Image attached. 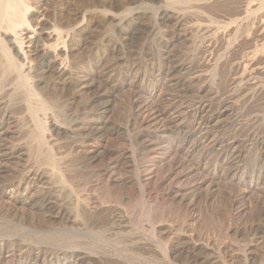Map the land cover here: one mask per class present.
Returning <instances> with one entry per match:
<instances>
[{
    "label": "rangeland",
    "instance_id": "1",
    "mask_svg": "<svg viewBox=\"0 0 264 264\" xmlns=\"http://www.w3.org/2000/svg\"><path fill=\"white\" fill-rule=\"evenodd\" d=\"M84 2L85 1L82 0L83 4ZM54 4L56 6H59V3L57 1H55ZM53 8L54 7L52 6L49 7V10L48 8L46 9L43 8L44 10L42 11V14L47 13L49 15L51 14L50 12H48L50 10L53 13L54 12L52 10ZM224 11L225 10H223L222 12L221 10V11H218V13L222 12L221 14L224 13L223 15H226V16L230 14L229 13L230 11L228 12V14L227 12H224ZM136 15L137 14H135L134 18L130 17L129 20L126 21L125 24L127 25H124V28H127V29L131 28L129 33L126 35H120L116 31H112L113 28L109 27L107 24L105 26L104 23L100 21L99 17L96 19V22L94 23L92 27L84 31L82 37L85 39L84 40L85 42L82 45V49L80 50V55H79V57L82 59V70H83L82 78L84 79V83H83L84 88H82V96L79 97L76 102H74L73 104L67 102L69 99L68 97H70V94L72 93L73 90L62 88L60 84L56 82L48 83V89L46 90L47 92H51V95L55 97V100H56L54 101L56 102L54 103V105L56 106L55 109L56 110L58 109L60 111V113L59 111H56L59 114L57 113L55 114L58 115V118L61 116H65V118L62 117L65 120H66V117L67 118L72 117V119H69V120L67 119L65 121L66 123H69V125L75 124L74 122H72L73 120L76 122H79L80 120H88V118L89 119L91 118V114L100 115L99 116L100 118L94 119L95 121L90 123L91 125L89 124V126H86L89 129L87 128L84 129L85 126H83L84 128L82 127V130L81 129L79 130V127H78V130L76 128L74 133H72L70 136L69 134L67 135L61 132L59 133L60 135L59 134L51 135L52 133H50V130L48 131L45 130V132L46 131L47 132L46 133L44 132V135H45L44 137H48L51 142L45 141L48 138H43V140H40L41 138L38 139V137H31V136H35L34 133L35 132L37 133L38 128L36 127L37 129L34 130L35 125L33 124L34 122L32 121V120H35L36 115L31 112L29 114V111L27 112L26 102H24V99H23L24 89L23 87L20 88L19 86L16 87V85L19 82L18 83L16 82L17 78L15 79L16 77L15 72L0 70V74L4 75V76L0 75L1 78L4 77L3 78L4 80L2 79L3 81L0 79V99L4 104L7 101V104L5 105L12 104V106H10L11 111H12L11 113L13 114V112H15L13 116L17 118L19 117L20 118L19 121L21 123L19 124V126H15L13 128L9 124L5 125L4 127L6 129H9V130L12 129L13 131L10 130L11 134H8L7 136H4V137L0 136V141L2 139L3 141V142L1 141L2 143H5L7 145L9 144L8 146H12V147L22 145L21 146L22 148L25 147L22 152H27L28 154V155L26 154L25 156H23L22 154V155H19L18 157H14L12 159L7 160V162L3 161L0 163L1 165L0 166V193L1 191H4V190L7 191L6 192L7 194L3 195L2 197L0 194V209H1L0 210V223H1L0 224V236H3V237H0V241H5L2 239H5L6 237H8V235H9L8 238L15 239V237H17L15 240L22 241L24 240L23 237H20V236L18 237L17 235L12 236L13 231H15L16 226L18 227L19 225L20 226L23 225L24 228L26 227L32 228V226H36L35 225L37 223V222L35 223L36 220L44 218V217L48 218V216H51L52 214H54L53 212H55L58 208L55 206L56 205L55 200L50 197L59 196L60 198H62L60 200H62L63 202L59 201L57 204L62 203L63 205H60V204L59 205L63 207L64 209H67L68 211L71 208L70 209L71 212L75 214L74 213L75 211L72 209V207H74L73 199L76 198L77 196L84 198L85 192L83 191V189L87 188L90 193H92L94 196L97 197V199H99V201L101 200L103 205L104 204L106 205L110 204V205H107V206L105 205L104 207H102L99 210V212L95 214L94 218L91 221L85 220L86 222V224L84 225L85 227L80 226L84 231L81 230V232L79 231L77 233H74L75 234V235L73 234L74 237L71 233L66 232L67 236L63 240H65L66 242H71V244L76 243V241H78L79 243H76L78 245V247L76 245L77 250L75 246H74L75 249L61 247L62 249H66V250H63L65 252H70V251L73 252L76 250L75 253H82V249H83L84 251L91 252L90 253L91 255L94 254V256H98V257L93 256L90 260L86 261L87 264H111L112 262L108 261V258L106 256L107 254H109L107 253L109 251L110 252L113 251V253H116L118 255L116 256L119 258V260H117L118 258L116 259V256L113 255L115 256L114 264H126V262H129L127 264H133L130 261H127L126 260L127 258H135V261H136L135 264H146L145 262H147L148 260H152V259H155V262L151 264H166L167 262H164L161 259V257L159 258V256H161L160 253L165 249V244L163 243H165V241L167 240L166 241L167 243L177 244L176 238L178 237L180 238L181 235L182 237H184L183 235H185V237H188V238L191 237L193 238L192 240L195 239L194 241L199 242V243L201 242L207 243V244H204L207 246V250H206V252L208 253L207 255L208 256H219L220 255L222 256V258L225 255L227 256L228 254H231L234 250H235L234 251L235 253L237 254L239 253L238 255H243L246 242L248 241L253 242L252 244H255L254 248L256 246L255 248L256 251L254 252L255 254L257 253L256 256L258 257V258L255 257V264H264V181L256 182V180L254 179L255 176L258 174V171L264 172V163H263L264 158H262L264 157L263 149L262 148L260 149L259 147L254 148V146H257V142L259 141L264 142V86H263L264 85V75L259 76V77L255 75V77L254 76L249 77V80L244 79V82L246 81L245 82L246 84L243 82L244 84L242 83L240 87L241 89L239 88V85H238L239 80L236 79L237 82L235 80V78H237L240 75V71H241V70L240 71L235 70L236 62L241 61V58H243L249 52L250 53L254 52L257 50L256 48L260 47L258 46L256 38L254 37L252 33L251 34L249 33L250 38L246 36V34L250 31L249 28L251 27L247 29L248 32H243V34L246 33L244 34L245 36L242 34L244 36L242 37L243 39L241 38L238 39L239 37L237 38L238 42L235 43L234 46H232L233 48H230L226 45L227 41L225 42V38H226L225 36V37L220 38V40L219 38H217L219 41L216 40V45H215L216 47L214 46L213 49L211 48L213 51L211 50L209 52L208 50H206L205 52V49H201L198 47L199 41L202 40V38L192 36L191 37L192 39H190V42L188 41L181 42V43L177 42L178 44L174 43L175 45L172 47V49L170 47L166 50V49H163L162 47L163 41H161L162 39H160L161 37L160 32L169 33L165 31L167 27L162 26V24H159L149 14L148 15L150 17L148 16L139 17ZM194 16L195 15L192 14L193 19L187 18V21L189 22L188 25L194 24L193 27H195L196 25L194 18L197 17V16L196 17ZM233 16L235 17L237 15H231L230 17L233 18ZM259 17L260 16H258V18ZM263 18L264 17H261V19ZM155 22H157L158 24H155ZM157 27H159V29H157ZM161 29H164V30H161ZM169 29L170 28H168V30ZM157 30H158L159 35L157 33ZM124 31H128V30H124ZM103 35L104 37L106 36L109 39H111L113 43L110 41L109 42L110 45H109V43L107 44L103 39L101 42L100 39L104 38ZM193 37H195L196 39H194ZM228 38L229 36H227V39ZM160 41H161V46L159 45ZM192 42H194V44ZM113 44L115 45L117 44L116 45L117 54H115L113 58H115V60L120 59L121 63H119L118 65L114 64L111 58L105 62H99V59H97V54L95 55L94 52L96 50H101L104 48L112 49ZM235 45L236 47L238 45V47L236 48ZM109 46H111V48ZM160 48L166 51H170L169 56H166V51L165 52L161 51ZM207 52H209V54ZM193 53L195 54L193 55ZM173 55H176V56H173ZM202 57H207L206 59H208L209 61L205 59L206 62H204L205 60H203ZM126 59L131 60V61L133 60L139 61V62L142 61L144 63L141 65H138L139 62L136 63L133 61L134 64L131 65L130 63L132 62L127 61ZM162 59H166L165 64L161 66L158 72H154L153 74L150 75L149 72L151 68L156 69V65L160 64V61ZM111 60L112 62L109 63ZM173 60L175 61V64ZM167 62L169 63L167 64ZM180 62L184 63L187 67H189V69L174 70L175 68L178 67ZM104 63L107 65H105ZM216 63L218 65L220 63L219 74L212 75V73H210L212 72L210 71V69H213L211 67H215ZM148 67L150 68V70ZM0 69H2L1 66H0ZM139 71H142V72H139ZM2 72L4 74H2ZM124 72L125 74L123 75ZM226 73L228 74V76ZM144 74L146 75L144 76L146 77L145 81L148 82L146 91H142L138 88H131L130 86H128L130 82L129 79H132V78L133 79H141V78L143 79ZM210 74L212 76H215V75H218V76H215L216 77L215 79V77H212ZM157 76L158 78H156ZM168 76H171V77H168ZM129 77H132V78H129ZM151 77L153 78L155 77V79ZM212 78L214 79L210 80L212 81L211 83L209 79H212ZM150 80H153V81L151 82ZM91 83L93 84L91 85ZM199 86L202 88H200ZM211 86H214L215 89L212 88ZM199 88L200 90L204 89V91L200 92ZM211 89H214L216 91L211 90ZM234 89L236 91H234ZM195 90H198V93ZM206 90H210L211 93L206 94L205 93ZM233 91L235 92V94L233 93ZM215 94H218V95L216 96ZM212 96H215V98L213 97L212 99L211 98ZM230 96L232 97L230 98ZM218 100L220 102H217ZM201 101L203 104L207 106L206 110H208V113L207 114L205 113L207 116L205 115L203 118L204 121L202 119L200 120L201 115L197 114L199 111V105ZM229 101L231 104H235L234 105L235 108H233L234 112L231 111L232 114L229 112L230 114L227 113L223 115L221 117L222 119L219 118L217 120L216 119L210 120V116H212L214 112H215L214 114H216L218 111L216 107H218L220 103L221 104L223 102L229 103ZM235 101H238V105H236L237 103ZM4 104L2 106H4ZM54 105L52 104L53 107H51L52 109H50L51 112L53 111V108L55 107ZM64 107H66L65 108L66 110L64 109ZM94 109L96 110L94 111ZM189 109H192V110H189ZM235 109H236V112H235ZM50 110H48V112ZM150 111L151 112L156 111V114L158 111L161 114V116L158 117L157 120L152 121L153 112L151 113ZM128 112H130V114ZM87 113H88L87 115L88 117L85 116ZM234 113H237L236 116ZM180 114L182 115L181 117H180ZM196 114L197 116H193ZM37 116L41 117L42 115L38 113ZM147 116L148 117L150 116L149 118L151 119H149ZM229 116L231 119L229 118ZM135 117L137 118L138 121L135 119ZM77 118H79V120H77ZM127 118H129V120H127ZM144 118L146 119L144 120ZM99 119H101L100 121L106 124L104 125L106 129L102 125L99 126L100 125L99 124L100 121H98ZM22 120L24 124L22 123ZM222 120L223 122L226 120L225 121L226 123H221ZM176 121L178 122V125ZM215 123H218V126ZM234 123L237 126V128L236 126H234ZM155 124L157 125L155 126ZM114 125L118 127V130L112 131ZM181 125H183L186 128H189L191 132H189L188 134H191L192 130L196 128L198 125H200L201 127L203 126L202 127L203 130H201L200 132H196L194 136L196 137L200 136L201 135L200 133L202 132V134H206L208 140L211 139L210 140L211 142L215 140L216 138L221 139L223 143H221L220 146H217L218 149H221L222 151L225 150L226 152L234 150L235 156H236L232 158L234 162H235V159L236 161L238 160V155H239L238 150L239 149H235L233 147L231 148L229 143L233 139H238V140L243 141V139L245 138L244 139L246 140L244 142L245 146H243L242 150L244 148H246L247 150L244 149V151L241 153L242 156L240 155L238 161H240L239 163L244 168L243 171L244 172L246 171V173H244V175H242L241 173H237L235 174V176L229 175L227 174L225 167L221 165L222 163H219L214 169V175L216 176V179L212 181L211 183L204 182L203 180H205L206 178V172L203 166L204 164H207L208 162L207 160H209L213 154L208 153L207 156L206 154L204 157L201 156L200 160L202 164L198 169H196L194 168L195 166L192 165L191 162L193 158H196V155H198L199 150L195 149L192 152H186L184 151L185 148L183 149L178 148V146H176L175 144L164 146L162 149L156 150V151L151 150V149L143 150V151L136 150L135 155H134L135 163L130 161L128 164L126 163L127 166L125 164H120L116 169H114V171H111L108 174L102 173L101 175H96L95 173H92L94 170L97 169V167L99 169V165L101 166L108 160V156L106 155L103 157H100V159L96 160L95 162L90 161L89 163H87V165H85L84 161L82 160L81 161L78 160L77 162L73 160V163H70L74 155V151L77 150V148L75 147L79 145L85 146L86 144H89L93 141L102 139L105 141L107 140L111 143L110 144L111 146L109 147V149L111 150H113V148L114 149L122 148L123 146V148L130 151L132 150L130 146H132L133 148V147H136V145L134 143L131 145L129 142L131 141L134 142V137L140 134L139 131H141V135L150 133L152 136L150 137V140H156V139H160L162 137L161 135H168L167 133L170 134L172 130H175ZM65 126L67 127L68 125L65 124ZM96 126H98L99 128ZM143 126L145 128L147 127L148 130L143 129L144 128ZM124 127L125 128L127 127L128 130L127 128L125 129ZM46 128H48V126ZM216 128H218L220 131ZM107 129H109V131H107ZM136 129L137 130L139 129V131H137ZM100 130H102L104 133H101L102 131ZM216 130H218L217 133H216ZM26 131L28 132L26 133ZM146 131L148 132L146 133ZM234 131L237 132L238 134H236ZM228 132L231 134H229ZM251 134L252 135L254 134V136H252ZM94 135L97 136L98 139H95ZM171 135H168L167 137L169 138L172 137L174 140L180 139V136H177L175 134H171ZM36 136H38V134H36ZM155 136L157 137L155 138ZM232 137H235V138H232ZM4 138L5 139L7 138V142H5L6 140H4ZM224 138H226L227 140ZM251 138H253L254 140ZM247 139H250L252 142L250 143V140H247ZM114 142H115V145H114ZM227 143H228V146H227ZM74 144L75 145L79 144V145L75 146ZM136 148H133V149L135 150ZM52 154H54L55 157L57 156L58 158H60V161L63 162L61 166L65 164L68 165L67 163H70L73 165V166L70 165L72 169L73 168L77 169L76 170L77 174L79 171V174L76 175L75 178L70 179L69 181L70 185L64 184L66 186H63V184L58 182L60 180L58 178V174L56 173L57 167L55 166V162L53 163L52 160H50L52 157L51 156ZM255 154H257L258 156ZM58 158L56 159L58 160ZM62 158L63 160H61ZM258 161L262 162L263 170L262 168L257 169L256 162ZM77 163L81 165L78 166ZM239 163L237 162V165ZM249 163L250 165H248ZM252 164L253 165L255 164V168L251 166ZM27 168L29 169L33 168L34 170L39 171L38 173L40 175L42 172L44 176V181H42V183L40 182V183L35 184L34 186L35 192L31 191L32 192L31 199L32 198L33 199L32 200L30 199L29 204L23 205L22 203H18L15 206H12L10 203H8L9 200H7V198H10V197L13 198L15 196L14 194H12V189L10 188L11 182L12 183L16 182L18 175L21 172H23V170L24 171L28 170ZM53 171H56V172H53ZM136 171L139 174L136 173ZM185 172L186 173L190 172V173L186 174ZM135 174H138L139 177L142 179V181L146 182L145 183L146 186L144 188L145 198L143 199V203H141L142 201L139 200L140 199L139 188L135 184V181L133 180L136 177ZM82 175L83 176L90 175V177L87 178L88 179L87 181H82V179L80 180V178H82ZM196 180L199 181L200 184L196 185L195 187L193 186L192 183ZM55 182H58V183L55 184ZM85 182L87 183L84 185ZM59 186L61 187V189ZM170 187L173 188V190H176V191L178 190L177 193L180 192L179 194L186 197L185 198L186 203L188 204L189 208L184 207L182 204L180 205L179 202H177L178 199H175L174 197H172L174 194L170 192ZM183 189H184V192L186 193L183 192ZM59 190H62V191H59ZM42 191L44 194L42 193ZM45 194L47 197H45ZM173 199L175 200L172 201ZM41 201L44 202L45 204L43 203V205H41L42 204ZM48 201H54V202H48ZM139 201L141 204L144 205L143 213L145 214V216H143L144 214L141 213V209H140L141 204L139 203ZM234 201L236 202V204H234ZM52 203L55 205H53ZM40 205H41V209H40ZM68 205H72V206H68ZM5 208H11L13 213H11V215L5 214V212L3 211L5 210ZM2 213L3 215L4 214L5 215L2 216ZM79 216L80 215H78V217ZM193 216L194 217L197 216L200 219L198 221L196 220L194 221L193 220L194 218H192ZM79 218L81 219L82 217H79ZM81 222H82V219H81ZM92 225L95 228H93ZM39 228H41L42 231L38 232L39 235L37 234L36 241H33L35 242L34 246H32L33 245L32 240H31L32 243L28 240H27L28 242L22 241V243L25 246H29L30 248L51 247V244H46V239L44 238L45 236H42L43 233H44L43 235H45V233H48V231H52V227L50 226L49 222H43ZM90 228L92 229L90 230ZM94 230H95V233L93 232ZM10 231L12 232L10 233ZM162 231L164 232L162 233ZM61 238H64V236H61ZM74 239H77V240L74 241ZM37 242H44V243H37ZM80 245L81 247H79ZM232 248L234 250H232ZM99 249H102V250L100 251ZM92 250H95V251H92ZM230 250L232 252H230ZM194 252H193L194 255L184 254L180 256L178 260L171 259L168 261L167 264H184V263L185 264H195V263L205 264L206 261L203 260L204 259L203 255L202 256L199 255L201 250L200 249L195 250Z\"/></svg>",
    "mask_w": 264,
    "mask_h": 264
},
{
    "label": "bare ground",
    "instance_id": "2",
    "mask_svg": "<svg viewBox=\"0 0 264 264\" xmlns=\"http://www.w3.org/2000/svg\"><path fill=\"white\" fill-rule=\"evenodd\" d=\"M55 1H57L59 3V6H56L54 4ZM84 1L85 2L83 4L82 0H0V60H1L0 61L1 62L0 66L2 68L0 70L15 72V74H16L15 75L16 76L15 79L17 78L16 82L17 83L19 82L16 85V87H18V86L20 88L23 87V89H24V92H23L24 95L23 94L22 95L24 96V98H23L24 102H26L27 112L29 111V114L31 112V113L36 115L35 116V120H32V121L34 122L33 124L35 125L34 126L35 127L34 130H36L38 128L37 129V133L36 132L34 133L35 136H31V137H38V139L41 138L40 140H43V138H48V137H44L45 136L44 135L45 130H47V131L50 130V133H52L51 135H56V134H59L61 132V133H65L67 135L69 134V136H70L72 133H74L76 128L78 130V127H79V130L80 129L82 130V127L85 126V128L84 127L83 128L86 129L87 128L86 126H89L90 123L95 121L94 119L100 118L99 117L100 115H97V114L94 113L95 115L91 114V118L90 119L88 118V120H80L79 122H76V121L73 120L72 122H74L75 124H70L69 125V123H66L65 121L67 119L68 120L72 119V117H70V118L66 117V120H65V119H63V118H65V116L59 115L61 117L58 118L57 114H59L60 111L58 109L57 110L55 109L56 108V106L54 105V103H56V102H54V101H56L55 97L53 95H51V92H47V90H46V89H48V83L49 82H56V83H59L62 88L73 90L72 93L70 92L71 94H70V97H68L69 99L67 101L68 103H71V104L76 102L78 100V98L82 96V88H84V85H83L84 79L82 78V71H83L82 70V59L79 57L80 50L82 49V45L85 42L84 41L85 39L82 37V35H83V33H84V31L86 29H88V28H90V27H92L94 25V23L96 22V19L98 17H99L100 21H102L104 23L105 26L107 24L109 27H112L113 28L112 31H116L120 35H126V34L129 33L131 28H128V29L124 28V25H127L125 23H126V21L129 20L130 17L134 18L135 14H137L136 16H139V17L140 16H142V17H146V16L150 17V16H152L153 19L156 20L159 24H162V26L167 27L165 31L169 32V33H161L160 32V34H161L160 35L161 36L160 39H162L161 41H163V46L162 47H163V49H166V50L168 48H170V47L172 49V47L175 45L174 43H177V42L181 43V42H186V41L190 42V39H192L191 38L192 36H196V37H201L202 38V40L199 41L198 47L201 48V49H205V52H206V50H208L210 52L214 48V46L216 45V40H218L217 38H219V40H220V38L225 37V36H226L225 42L227 41L226 42L227 44L226 43L225 44L228 47L233 48L232 46H234V44L238 42L237 38L239 37L238 39H240V38L243 39L242 37H244L245 36L244 34H246V33L243 34V32H248L247 29L249 27H251V28H249L250 31L246 34V36L248 38H250L249 37V33L250 34L252 33L254 35V37L256 38L258 46H260V47L256 48L257 50L254 51V52H251V53L249 52L250 54L248 53L243 58H241V61L236 62L235 70L236 71H240L241 70V71H240V75L237 78H235V80L236 79L239 80L238 81V85H239V88H240L242 83L244 82V79L249 80V77H253V76L255 77V75L259 77V76L264 75V18L261 19V17H264V0H84ZM50 6L54 7L52 9L54 12L52 13L51 10H50L48 12H50L51 14H49V15L47 13H46L47 15L46 14H42V11L44 9H46V8H48V10H49ZM221 10H222V12H223V10H225L224 12H227V14L230 11L229 12L230 14H228V16H226V15H223L224 13L221 14L222 12L218 13V11H221ZM192 14L195 15L194 17L197 16L196 18H194V21H195V24H196L195 27H193L194 24L193 25L192 24L188 25L189 22L187 21V18L188 19L189 18L193 19L192 18ZM231 15H237V16H235V17L233 16V18H232V17H230ZM258 16H260V17L258 18ZM135 18H137V17H135ZM157 22H155V24H158ZM168 28H170V29L168 30ZM107 29H108V27H107ZM157 29H159V27H157ZM124 30H128V31H124ZM161 30H164V29H161ZM157 33H158V30H157ZM158 35H159V33H158ZM227 36H229V38H231V39H229V38L227 39ZM103 37H104V35H103ZM193 38L196 39L195 37H193ZM102 39L107 44L111 41V39H109L106 36L104 38L100 39L101 42H102ZM161 41L159 43L160 46H161ZM192 43L194 44V42H192ZM239 43H240V41H239ZM109 45H110V43H109ZM116 45L113 44V48L112 49L104 48V49H101V50H96L94 53H95V55L97 54V59H99V62H105V61H107L108 59L111 58L113 60L114 64L118 65L119 63H121L120 59L115 60V58H113V56L115 54H117L116 53ZM109 47L111 48V46H109ZM193 47H194V45H193ZM235 47H236V45H235ZM237 47H238V45H237ZM27 48H28V50H27ZM160 49H161V51H164V52L166 51V50H163L162 48H160ZM196 49H198V48H196ZM169 52L170 51H166V56H169ZM209 52H207V53L209 54ZM194 54L195 53H193V55ZM226 55H227V53H226ZM173 56H176V55H173ZM202 56H204V55H202ZM207 57H202V58H203V60H205ZM118 58H120V57H118ZM211 59H212V57H211ZM112 60L109 63H111ZM126 60L127 61H131V60H128V59H126ZM158 60H160V59H158ZM203 60H202V62H203ZM206 60L209 61L208 59H206ZM206 60L204 62H206ZM133 61H131L132 62V63H130L131 65H133L134 62H136V63L139 62V61H134V62ZM148 62H150V61H148ZM165 62H166V59H162L160 61V64L156 65V69L155 68H151V70H150V68L148 67L149 70H150L149 74L151 75L154 72H158L160 70L161 66H163L165 64ZM143 63L144 62L141 61V62L138 63V65H141ZM168 63L169 62H167V64ZM180 63L178 65V67L175 68L174 70H176V69H180V70L189 69V67H187L184 63H181V64ZM174 64H175V61H174ZM105 65H107V64H105ZM121 65H123V64H121ZM135 65H137V64H135ZM158 66H159V68H158ZM88 67H90V66H88ZM150 67H151V65H150ZM116 68H117V66H116ZM211 68H213V69H210V71H212V72H210V73H212V75L219 74L220 63H219V65L216 63L215 67H211ZM102 71H100V72H102ZM129 71H128V73H129ZM139 72H142V71H139ZM170 72H171V70H170ZM175 72H177V71H175ZM2 74H4V73L2 72ZM124 74H125V72L123 73V75ZM205 74H207V73H205ZM1 76H4V75H1ZM129 76H130V74H129ZM144 76H146V75L145 74L143 75V79L142 78L141 79H133L132 77H129V78H132V79H129L130 82H129L128 86H130L131 88H138V89H140L142 91H146L147 86H148V82L145 81L146 77H144ZM171 76H168V77H171ZM215 76H218V75H215ZM215 76H212V77H215ZM227 76H228V74H227ZM258 77H257V79H258ZM3 78L4 77H2V78L0 77L1 80ZM151 78H153V77H151ZM156 78H158V76ZM153 79H155V77ZM213 79L214 78L209 79V81L213 80ZM215 79H216V77H215ZM252 79H254V78H252ZM237 80H236V82H237ZM150 81L152 82L153 80H150ZM210 82L212 83V81H210ZM92 84L93 83H91V85ZM209 84H207V85H209ZM89 85H90V83H89ZM86 86H88V85H86ZM197 87H198V85H197ZM211 87L214 88V86H211ZM150 88H152V87H150ZM200 88H202V87H200ZM200 88H199L200 92L204 91V89L200 90ZM214 89H211V90H214ZM195 91H197V93H198V90H195ZM214 91H216V90H214ZM234 91H236V90L234 89ZM234 91H233V93L235 94ZM139 92H141V91H139ZM205 93L209 94V93H211V91L210 90H206ZM193 94H195V93H193ZM215 95L217 96L218 94H215ZM232 96H233V94H232ZM232 96H230V98ZM234 96H236V95H234ZM213 97L215 98V96H212L211 98L213 99ZM252 97H253V95H252ZM218 98H220V97H218ZM133 99H135V98H133ZM152 102H154V101H152ZM217 102H220V101L218 100ZM217 102H216V104H217ZM235 102L237 103L236 105H238V101H235ZM197 103H199V102H197ZM229 103H230V101H229ZM229 103L228 102H223L222 104L220 103L219 106L216 107L217 110H218L217 113L214 114L215 113L214 112L213 115L210 116V120H213V119L217 120V119L221 118L223 115H225L227 113L230 114L231 111H233V108H235L234 107L235 104H231V103L229 104ZM3 104L4 103L0 99V136H2V137L7 136L8 134H11L10 130H12V129H10V130L6 129L4 127L5 125L9 124L13 128V127L19 126V124H21L20 121H19L20 118L19 117L17 118L15 116H13L15 112H13V114L11 113L12 111H11V107L10 106H12V104L9 103L10 105H5V104H7V101L4 104V106H2ZM52 104L55 106L53 108V111H52V112H54V110H55L54 113H52L51 110H50V109H52L51 107H53ZM140 106H141V104H140ZM143 106H144V104H143ZM153 106H155V105H153ZM65 108L66 107H64V109ZM134 108H136V107H134ZM206 108H207V106L205 104H203L202 101H201V103L199 105V111L197 110L198 111L197 114L201 115L200 116L201 117L200 120L201 119L203 120L204 116L208 113V110H206ZM208 108H210V107H208ZM213 108H215V107H213ZM104 109H105V107H104ZM48 110H50L49 112H51V113H49ZM95 110L96 109H94V111ZM173 110H174V108H173ZM189 110H192V109H189ZM56 111H59V113L56 112ZM139 112H141V111H139ZM184 112H185V110H184ZM235 112H236V109H235ZM38 113H40V115H42V116L41 117L37 116ZM55 113H57V114H55ZM63 113H65V112H63ZM63 113H61V114H63ZM128 113L130 114V112H128ZM172 113H174V112H172ZM154 114H156V111L153 112V114H152V116H153L152 117V121L157 120L158 117L161 116V114L158 111H157L156 115H154ZM197 114L193 115V116H197ZM209 114H208V116H209ZM234 114L236 116L237 113H234ZM64 115H66V114H64ZM87 115H88V113L85 116H87ZM137 115H139V114H137ZM167 115H168V113H167ZM66 116H68V115H66ZM181 116L182 115L180 114V117ZM191 116H192V114H191ZM21 118H22V116H21ZM60 118H62V119H60ZM129 118H127V120H129ZM229 118H230V116H229ZM135 119L137 120L136 117H135ZM145 119L146 118H144V120ZM149 119H151V118H149ZM172 119H173V117H172ZM23 120H22V123H23ZM62 120H64V121H62ZM77 120H79V118H77ZM100 120L101 119H99L98 121H100ZM225 121L223 122V120H222V122L221 121L220 122L221 123H226ZM72 122H70V123H72ZM144 122H146V121H144ZM64 123L67 124L68 126L66 127ZM181 123H183V122H181ZM99 124H100L99 126L102 125L103 127H104V125H106L102 121H100ZM212 124H214V123H212ZM215 124H217V126H218V123H215ZM156 125L157 124H155V126ZM164 125H165V123H164ZM177 125H178V122H177ZM20 126H22V125H20ZM47 126H48V128H46ZM206 126H208V125H206ZM234 126H236L235 123H234ZM96 127H98V126H96ZM147 127H148V125H147ZM147 127L146 128L144 127L143 129L146 130ZM202 127L200 125H198L196 128H194V129L192 128L193 130H192L191 134H188L189 132H191L189 130V128H186L183 125H181L178 128H176L177 130L176 129L172 130L170 132V134L167 133L168 135L175 134L177 136H180L179 140H174L172 137L169 138V137H167L168 135H161L162 137L160 139L150 140V137H152V136H151L150 133H147L148 131H146L147 134L141 135V131H139V129L138 130L136 129L137 131L140 132V134H138V135H136L134 137V142L131 141L129 143L131 145L134 143L137 148L133 147V148H136L134 150L132 148V146H130L131 149H132L130 151H128L125 148H123V146H122V148H115V149L113 148V150H111V149H109V147L111 146L110 145L111 143L109 141L98 139L97 136L94 135L95 139H98V140L93 141V142H91L89 144H86L85 146H82V145L80 146L79 144H76V145H79V146L75 147V148H77V150H76L77 152L74 151V155H73L70 163H73V160H75L76 162L78 160H80V161L82 160V161H84L85 165H87V163H89L90 161L91 162H95L96 160L100 159V157H103V156L106 155V156H108V160L104 164L101 165L102 168L99 165V169L97 167V169L94 170L92 173H95L96 175H101L102 173L103 174H108L111 171H114V169H116L120 164H125L127 166V164L130 161L135 163L134 162V158H135L134 155H135L136 150L137 151H143V150H150L151 149V150H155L156 151V150L162 149L164 146H169L171 144H175L176 146H178V148H181V149L185 148L184 151H186V152H192L195 149L199 150L198 155H196V158H193V160L191 162L192 165L195 166L194 168H196V169H198L201 166V164H202L201 160H200L201 156L204 157L205 154L207 156L208 153H212L213 154L212 155L213 157L211 156V158L209 160H207L208 161L207 164L203 163L204 164L203 168H204V170L206 172V178H205V180H203L204 182L211 183L212 181H214L216 179V176L214 175V169L216 168V166L219 163H222L221 165H223L225 167V170H226L227 174H229V175L235 176V174H237V173H241L242 175H244V173H246V171L245 172L243 171L244 168L241 166V164L239 163L240 161H238V160H239L240 155L242 156L241 153L244 151V149L247 150L246 148H244L242 150L243 146H245L244 145V142L246 141V140H244L245 138L243 139V141L242 140H238V139H233L231 142L229 141L230 142L229 145H230L231 148L233 147L235 149H239L238 150V152H239L238 160L236 161V159H235V162H234L233 159H232V158L236 157L234 150L226 152L225 150L222 151L221 149H218L217 146H220V144L223 143L221 139H217L216 138L215 140H213L211 142L210 141L211 139L208 140L206 134H202V132L200 133L201 134L200 136H197V137L194 136L196 134V132H200L201 130H203ZM157 128H158V126H157ZM236 128H237V126H236ZM87 129H89V128H87ZM121 129H123V128H121ZM216 129H218V128H216ZM90 130H91V128H90ZM114 130H118V127L116 125L113 126L112 131H114ZM127 130H128V128H127ZM149 130H151V129H149ZM218 130H216V133L218 132ZM100 131H102V130H100ZM107 131H109V129H107ZM27 132L28 131H26V133ZM161 132H162V130H161ZM163 132H164V130H163ZM101 133H104V132L102 131ZM124 133H125V131H124ZM208 133H210V132H208ZM219 133H221V132H219ZM235 133L238 134L237 132H235ZM239 133H240V131H239ZM29 134H31V133H29ZM36 134H38V136H36ZM229 134H231V133H229ZM209 135H211V134H209ZM252 136H254V134ZM153 137H154V135H153ZM156 137L157 136H155V138ZM211 138H212V136H211ZM232 138H235V137H232ZM224 139H226V138H224ZM251 139H253V138H251ZM4 140H6L5 142H7V138L6 139L4 138ZM247 140H250V139H247ZM1 141H2V139H1ZM1 141H0V163L3 162V161L7 162V160L12 159L14 157H18L19 155L23 154V156H25L27 154V152H22L24 150V148H25V147L22 148L21 147L22 145L21 146H13L12 147V146H8L9 144L7 145L5 143H2L3 141L2 142ZM45 141L48 142L50 140L48 138ZM46 142H44V143H46ZM251 142L252 141L250 140V143ZM19 144H21V143H19ZM114 145H115V142H114ZM221 146H223V145H221ZM227 146H228V143H227ZM255 147H259L260 149L262 148L263 149V153H264V142H262V141L257 142V146H254V148ZM54 154L51 155L52 157H51L50 160H52L53 163L55 162V166L57 167L56 168L57 172L56 171H53V172H56L58 174V178L60 180L58 182L63 184V186H66L64 184H69L70 179L75 178V176L79 174V171H78V174H77L76 173L77 169H74V168L72 169L70 167V165L71 166H73V165L70 164V163H67L68 165L65 164V165L61 166V164L63 162H61L60 158H58L57 156L55 157ZM255 155H257V154H255ZM56 158H58L59 161ZM262 158H264V157H262ZM26 159H27V157H26ZM248 159H249V157H248ZM61 160H63V158ZM263 161H264V159H263ZM237 162L239 163L238 165H237ZM250 163L248 165H250ZM77 165L79 166L81 164L77 163ZM256 165H257V169H261L262 168V170H263L262 162L258 161V162H256ZM51 166H53V165H51ZM251 166H253L255 168V164L254 165L252 164ZM50 168H52V167H50ZM27 169L28 170H25V171L23 170V172L20 171L21 173L19 172L20 174L18 175V178H17L16 182H13V183L11 182L10 188L12 189V194H14L15 196L13 198H11V197L7 198V200H9L8 203H10L12 206H15L18 203H22L23 205L29 204L30 199H31V195H32L31 191L35 192L34 191L35 190L34 189L35 184L40 183V182L42 183V181H44V176H43L42 172H41V175H40L38 173L39 171L34 170L33 168H30V169L27 168ZM4 173H6V172H4ZM136 173H138V172L136 171ZM189 173L190 172H187L186 174H189ZM263 173L264 172L258 171V174L254 178L256 180V182L257 181H264V174ZM138 174H135L136 177L133 180L135 181V184L139 188V193H140L139 194L140 195L139 196L140 197L139 200L142 201L141 203H143V199L145 198L144 197L145 196L144 188L146 186V184H145L146 182L142 181V179L139 177ZM89 177H90V175H86V176L82 175V178H80V180L82 179V181H87L88 180L87 178H89ZM252 177H251V179H252ZM58 178H57V180H58ZM58 182H55V184L58 183ZM86 183L87 182H85L84 185ZM108 183H109V181H108ZM192 184H193V186L196 187V185H199L200 182L196 180ZM6 185H8V184H6ZM73 185H75V184H73ZM212 186H214V185H212ZM216 186H218V185H216ZM60 189H61V187H60ZM2 190H4V189H2ZM59 191H62V190H59ZM83 191L85 192L84 193L85 194L84 198L77 196L76 198L73 199L74 200V207H72V209L75 211L74 212L75 214H73L71 212V210H70L71 208L68 211L67 209H64L63 207L60 206V205H63L62 203H59L60 205L57 204L59 201L60 202L62 201V200H60L62 198H60L59 196L50 197V198H53L55 200V202H56V205L53 204V203L52 204L55 205L58 208L56 211L53 209L55 211V212H53L54 214H52L51 216H48V218L44 217V218L36 220L35 221V223L37 222L35 224L36 226H32V228H29V227L24 228L23 225H21V226L19 225L18 227L16 226L17 229L15 228V231L12 230L13 231L12 236L13 235H17L18 237L20 236V237L24 238V240H22V241H26V242L30 241L31 242V240H32V242H33V241H36V236H37V234L39 235L38 232L42 231L41 228H39L41 226V224L43 222H49L50 226L52 227V231H48V233H45V235H43L44 234L43 233L42 236H45L44 238L46 239V244H51V247H36V248L33 247V248H30L29 246H25L22 243V241L15 240L17 237H15V239H12V238H8L9 237V235H8V237H6L5 239H2V240H5L6 242L5 241H0V264H85L86 261L90 260L94 256V254H92V255L90 254L91 252L84 251L82 249V253H75V251L77 250V247H78V245L76 243H79L78 241H76L77 239H74V241H76V243H72V244H71V242H66L65 240H63L67 236L66 232H69V233H71L73 235L74 233H77L79 231L81 232V230L84 231L80 226H84L86 224L85 220L91 221L94 218L95 214H97L99 212V210L106 205V204L103 205L101 200L99 201V199H97L96 196H94L92 193H90L87 188L86 189L84 188ZM6 192L7 191H5V190L1 191V193H0L1 197L3 195H6L7 194ZM170 192L174 194L172 197H174L175 199H178L177 202H179L180 205L182 204L184 207H186V208L188 207V204L186 203V199H185L186 197H184L183 195L179 194L180 192L177 193L178 190L177 191L173 190V188L170 187ZM183 192H184V189H183ZM42 193H43V191H42ZM50 193H48V194H50ZM184 193H186V192H184ZM38 195H40V194H38ZM63 196H64V194H63ZM45 197H47L46 194H45ZM41 198H43V197H41ZM67 198H68V196H67ZM103 198H104V196H103ZM175 199H173L172 201H174ZM140 201H139V203H140ZM35 202H37V201H35ZM48 202H54V201H48ZM64 202H65V200H64ZM43 203L44 202H42V204L41 203L40 204L43 205ZM30 204H32V203H30ZM234 204H236L235 201H234ZM41 205H40V209H41ZM107 205H110V204H107ZM68 206H72V205H68ZM140 207H141L140 208L141 209V213H143L144 212V208H143L144 205L141 204ZM51 208H53V207H51ZM45 209H47V208H45ZM3 211L5 212V214H8V215H11V213H13L11 208H5V210H3ZM34 214H36V213H34ZM4 215L2 213V216H4ZM78 215H80L79 217H82L81 218L82 222H81V219L78 217ZM143 216H145V214ZM192 218H194L193 219L194 221L195 220L198 221L200 219L197 216H195V217L193 216ZM2 219H3V217H2ZM118 219H119V217H118ZM220 222H221V220H220ZM13 226H15V225H13ZM47 226H48V224H47ZM88 226H89V224H88ZM92 227H93V225H92ZM86 228H87V226H86ZM93 228H95V227H93ZM91 229L92 228H90V230ZM12 231H10V233ZM87 232H89V231H87ZM93 232L95 233V230ZM163 232L164 231H162V233ZM180 234H182V233H180ZM74 235H73V237H74ZM97 235H99V234H97ZM10 236H11V234H10ZM61 236H64V238H61ZM183 236L184 237H182V235H181L180 238L179 237L176 238L177 239V244L167 243L166 242L167 240L165 241V243L162 242L163 244H165V249L160 253L161 256H159V258L161 257V259L164 262L168 263V261L171 260V259L172 260H178V258H180V256H182L184 254H192V255H194L193 252L195 250H199L200 249L201 252H200L199 255H201V256L203 255V257H204L203 260L206 261L205 264H255V257H257L256 256L257 253L255 254V252H254V251H256L255 250L256 246L254 248L255 244H252L253 242H250V241L246 242L245 247H244L243 255H238L239 253L238 254L235 253L234 252L235 250L232 248V250H234V251L232 252L230 250V252H232L231 254H228L227 256L225 255L223 258H222V256L219 255L221 257L220 258L219 256H208L207 255L208 254L206 252L207 246L204 245V244H207V243L201 242L202 243L201 244L199 242L194 241L195 239L192 240L193 238H191V237L188 238V237H185V235H183ZM0 237H3V236H0ZM40 237H41V235H40ZM44 242H37V243H44ZM34 243L35 242H33L32 246H34ZM76 245H77V247H76ZM74 246H75L76 250L73 251V252H71V251L70 252H65L63 250H66V249H62L61 248V247H65V248H73V249H75ZM236 246H238V245H236ZM79 247H81V245ZM222 247H224V246H222ZM210 248H212V247H210ZM99 250L101 251L102 249H99ZM103 250H104V248H103ZM92 251H95V250H92ZM225 251H227V250H225ZM236 252H238V251H236ZM107 253H109V254L106 255L107 258H108V261L112 262L111 264H114V259H115L114 257L117 254L113 253V251H111V252L109 251ZM113 255H115V256H113ZM196 255H197V253H196ZM117 256H116V259L118 258ZM124 256H123V258H124ZM94 257H98V256H94ZM121 257H122V255H121ZM117 260H119V258ZM117 260H115V261H117ZM126 260L130 261L133 264H135V262H136L135 258H127ZM105 261H107V260H105ZM154 262H155V259H152V260H148L145 263L146 264H151V263H154ZM127 263H129V262H126V264ZM86 264H87V262H86Z\"/></svg>",
    "mask_w": 264,
    "mask_h": 264
}]
</instances>
